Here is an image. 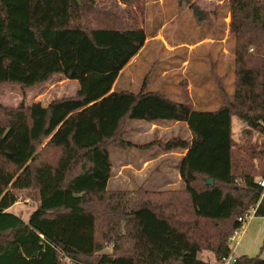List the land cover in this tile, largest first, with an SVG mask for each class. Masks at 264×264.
I'll return each instance as SVG.
<instances>
[{"label": "trees", "instance_id": "obj_1", "mask_svg": "<svg viewBox=\"0 0 264 264\" xmlns=\"http://www.w3.org/2000/svg\"><path fill=\"white\" fill-rule=\"evenodd\" d=\"M84 6L0 0V85L30 88L61 74L79 86L46 106L0 105V264H218L231 254L238 219L252 208L264 218L257 184L264 179V140L250 143L254 134L264 138V0L226 3L236 41L233 91L217 79L221 106L211 111L196 110L184 88L177 100L147 91L146 83L136 93L116 90L147 34L107 9L85 23ZM233 118L244 126L239 145ZM128 121L183 122L191 139L136 145L125 139ZM151 146L186 151L183 189L108 190L110 152ZM18 192L36 203L25 221L9 212ZM231 264L264 258L240 255Z\"/></svg>", "mask_w": 264, "mask_h": 264}, {"label": "rangeland", "instance_id": "obj_2", "mask_svg": "<svg viewBox=\"0 0 264 264\" xmlns=\"http://www.w3.org/2000/svg\"><path fill=\"white\" fill-rule=\"evenodd\" d=\"M227 1L187 0L186 3L179 4L177 0H84L86 12L83 19L85 23L93 22L95 16H99L100 13L103 15V11L107 9L115 12L114 15H118L122 21L125 19L124 23L128 26L140 27L147 34L145 46L123 70L115 87L116 90L136 93L146 83L147 91H158L166 94L171 100H177L179 92L184 88L189 95L190 90L192 91L196 110L211 111L221 106L217 79L222 80L228 94L233 91L235 67L233 50L236 41L228 30L230 17L226 10ZM191 6H196L203 12L209 23L198 22ZM131 78L133 82L130 81ZM78 87L77 81L67 80L61 74H55L47 82L30 88L0 85V105L7 108H14L21 103L25 106L33 103L47 105L53 100L73 96ZM243 127L237 119H232L235 145H239L244 139ZM183 136L186 137L182 134V138ZM262 140L264 138L254 134L250 143L255 141L258 146L261 145ZM125 152L138 153L134 149L111 151L112 162L116 154ZM154 152H148L146 155ZM145 187L152 191L174 189L164 187L163 181L149 182ZM183 187L182 182L180 188ZM107 188L131 189L125 183L113 181L108 183ZM27 195L26 192H18V202L9 209L10 213L23 221L36 207V203L26 202ZM247 223H252L251 226L256 229L247 230L245 237L249 244L245 247L243 243L245 253H239L242 248L240 247L234 256L261 254L264 258V219L248 218ZM257 234H260L258 239ZM234 241L231 242L232 248ZM249 245L253 246L246 249ZM199 257L213 260L208 253H202Z\"/></svg>", "mask_w": 264, "mask_h": 264}, {"label": "crops", "instance_id": "obj_3", "mask_svg": "<svg viewBox=\"0 0 264 264\" xmlns=\"http://www.w3.org/2000/svg\"><path fill=\"white\" fill-rule=\"evenodd\" d=\"M133 59H135V56L130 59V62H128L127 65H129L132 62L131 60ZM126 66L123 68V70L126 68ZM123 70L121 71L120 76ZM120 76H118L116 83L119 82ZM130 81L133 82L132 78L130 79ZM192 96L193 93L190 90V97L192 98ZM42 106H46V105H42ZM125 131H126L125 139L136 145L148 144L155 141L165 142L168 139L175 136H179L182 138V134L186 136L185 138L183 136L182 139L186 141H190L191 139L190 133L187 129V125L186 123L183 122L159 121V122L148 123L143 121H128L125 126ZM132 149L133 148L127 150H120V151H129ZM137 152L138 153L130 152V154H127V152L118 153L115 155V160H113V162L110 155L112 168H111L110 178L108 179V183L110 181H113L114 183H125L126 185H128V187H131V189L110 190L107 188L108 190L134 192L139 187H143L145 190L150 192H160V191H179L183 189L180 188L182 181L179 175V168H180L181 158L183 157L186 151L183 150V151H174V152L173 151L163 152L159 147L151 146L146 150H137ZM148 152H154V154L146 155ZM152 179L155 180L156 182L163 181L164 187L174 188V189H166L160 191L148 190L145 187V185L146 183L149 182L155 183V181H153ZM27 201L28 200H26V202ZM251 224L252 223H246L244 227V232L236 239V243L234 244L233 248L230 243L231 251L233 255H235V252L239 250L240 247L242 248L240 250L241 252L239 253H245L244 251L246 250H243V243L245 244V247L247 244H249V241L245 237L247 234V230L251 231L256 229L252 227ZM261 230H259L260 234H261ZM260 234H257L256 236L257 239ZM252 246L253 245H249V247L246 249H249ZM254 247H256V245H254ZM259 256L261 257V254Z\"/></svg>", "mask_w": 264, "mask_h": 264}, {"label": "built area", "instance_id": "obj_4", "mask_svg": "<svg viewBox=\"0 0 264 264\" xmlns=\"http://www.w3.org/2000/svg\"><path fill=\"white\" fill-rule=\"evenodd\" d=\"M257 184L261 187L262 189V196L264 195V179L263 178H258L257 179ZM248 218H255L254 217V208L250 210V212L244 217V218H239L238 221L241 222V227L234 231L231 237L229 238V242L231 243L232 240L234 241V244L236 243V239L244 232V227L247 223ZM236 256L233 255L232 251L229 257L222 258L221 261L218 264H231Z\"/></svg>", "mask_w": 264, "mask_h": 264}, {"label": "water", "instance_id": "obj_5", "mask_svg": "<svg viewBox=\"0 0 264 264\" xmlns=\"http://www.w3.org/2000/svg\"><path fill=\"white\" fill-rule=\"evenodd\" d=\"M206 183H207L208 185H213V181H212V180H207Z\"/></svg>", "mask_w": 264, "mask_h": 264}]
</instances>
